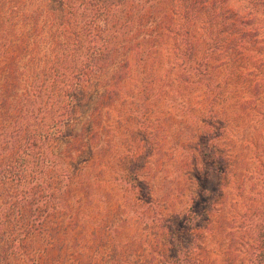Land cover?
I'll return each mask as SVG.
<instances>
[{"label":"trees","instance_id":"trees-1","mask_svg":"<svg viewBox=\"0 0 264 264\" xmlns=\"http://www.w3.org/2000/svg\"><path fill=\"white\" fill-rule=\"evenodd\" d=\"M174 1L0 0V264H129L122 261L120 249L110 251L111 261L101 260L106 254L103 249L91 251L93 239L107 240L111 224L101 217L100 224L92 223L91 229L87 185L75 182L68 167L57 168L47 144L63 136L82 103L79 97L91 92L96 76L104 82L98 83L102 91L95 97L98 101L94 106L101 112L108 82L107 57L120 45L122 24L145 19L152 23L155 13L165 12L166 23L161 28L165 35L159 45L172 49L177 60L172 68L204 80L207 75L211 79L209 70L216 69L210 61L216 50L233 49L254 36L264 37V0ZM127 6L129 11L123 19L122 11ZM146 36L153 37L152 33ZM206 39L208 46L204 47ZM42 44L45 56L41 54ZM53 49L61 53L55 55ZM202 49L209 57L196 62ZM114 68L118 71L119 65ZM54 95L59 97L57 101ZM48 105H54L52 113H43ZM34 114L43 120L49 114L47 130L33 125L38 122L31 120ZM209 121L216 133L200 137L191 173L195 191L188 212L170 218L158 215L153 222L157 227V264H202L193 245L199 239L198 232L211 221L227 172L225 159L211 147L213 138L219 137L225 126L213 105ZM80 135L70 136V149L79 147ZM149 156L142 149L126 177L147 211L153 195L141 170ZM68 157L74 160L73 154ZM212 183L214 188L210 187ZM261 188L264 190V179ZM77 191L84 197L78 199ZM252 206L254 217L248 216L247 228L251 230L254 224V229L248 236L251 247L247 260L248 264H264V197ZM258 216L261 221H254ZM96 258L97 263L92 262Z\"/></svg>","mask_w":264,"mask_h":264},{"label":"rangeland","instance_id":"rangeland-1","mask_svg":"<svg viewBox=\"0 0 264 264\" xmlns=\"http://www.w3.org/2000/svg\"><path fill=\"white\" fill-rule=\"evenodd\" d=\"M128 8L122 11L123 19ZM165 17L162 11L158 16L155 13L152 23L145 19L132 25L122 24L120 45L107 57L108 82L101 112L95 111L94 106L104 82L96 76L91 92L85 91L79 97L82 103L63 136L48 143L47 149L54 154L50 156L57 168L68 167L75 182L87 185L86 191L91 194L87 199L93 219L91 229L92 223L100 224L101 217L111 224L107 240L93 239L91 251L103 249L106 254L101 260L111 261L110 251L120 249L125 263L157 264V227L153 222L158 215L170 218L188 212L195 191L191 173L198 158L200 137L216 133L209 123L213 105L225 126L221 135L213 138L211 147L225 159L227 172L211 221L198 232L199 239L193 247L202 264H248V236L252 235L254 224L248 230L247 219L254 217L253 203L258 205L264 197V37L254 36L233 49L216 50L210 60L216 69L209 70L212 78L207 75L204 80L172 68L173 61H177L172 49L159 45L165 35L161 29ZM261 31L264 33V28ZM147 33L153 37L149 39ZM41 39L36 41L38 49ZM206 41L204 47L208 46ZM137 44L143 46L138 48ZM204 51L199 52L196 62L209 57ZM53 53L58 55L61 50L53 49ZM41 54L46 55L43 44ZM115 64L119 65L118 71ZM209 82L211 86H206ZM54 97L56 101L59 98ZM53 106L48 105L42 112L52 113ZM49 114L44 120L36 119L34 114L31 120L38 122L33 125L47 130ZM72 134H81V143L75 149H70ZM142 149L150 155L141 170L153 195L149 211L137 201L126 179ZM69 154H73V161ZM140 161L142 164L143 159ZM77 193L78 199L84 197L82 192ZM261 219L258 216L254 221ZM97 259L92 262L97 263Z\"/></svg>","mask_w":264,"mask_h":264}]
</instances>
